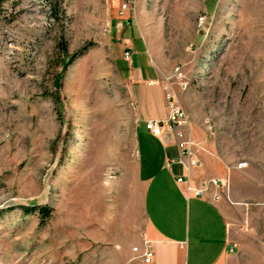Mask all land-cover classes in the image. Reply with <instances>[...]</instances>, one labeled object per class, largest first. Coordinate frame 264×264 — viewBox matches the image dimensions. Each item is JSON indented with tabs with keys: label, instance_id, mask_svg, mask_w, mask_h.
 <instances>
[{
	"label": "rangeland",
	"instance_id": "obj_1",
	"mask_svg": "<svg viewBox=\"0 0 264 264\" xmlns=\"http://www.w3.org/2000/svg\"><path fill=\"white\" fill-rule=\"evenodd\" d=\"M4 8L0 264H143L133 251L143 219L128 200L134 188L139 197L135 105L117 68L124 19L190 127L228 165L237 249L227 264H264V0H8Z\"/></svg>",
	"mask_w": 264,
	"mask_h": 264
},
{
	"label": "crops",
	"instance_id": "obj_2",
	"mask_svg": "<svg viewBox=\"0 0 264 264\" xmlns=\"http://www.w3.org/2000/svg\"><path fill=\"white\" fill-rule=\"evenodd\" d=\"M129 21L124 19L119 24L127 27L120 39L124 52L130 50L132 56L128 61L123 53L117 60L122 66L117 68L135 105V187L139 189V197L134 188L129 191L128 200L134 213L138 200L139 218L143 219V224L135 230V241L142 246L146 236L152 242L155 250L152 264H227L237 249L233 207L228 203V200L232 202L228 198L230 194L226 197L225 192L221 199L204 200L188 196L184 185L177 183L176 178L183 176L184 171L179 163L181 150L175 133L164 128L162 137L158 138L146 129L147 120L167 118L162 72L137 30L136 35H128L134 29L128 27ZM141 51L149 59L143 64L136 58L141 57L138 55ZM200 135L197 127L190 128L189 139L201 160V166L192 174V184L202 178L226 179L227 163ZM168 160L175 163L168 166Z\"/></svg>",
	"mask_w": 264,
	"mask_h": 264
},
{
	"label": "built area",
	"instance_id": "obj_3",
	"mask_svg": "<svg viewBox=\"0 0 264 264\" xmlns=\"http://www.w3.org/2000/svg\"><path fill=\"white\" fill-rule=\"evenodd\" d=\"M133 2L127 1L121 8V14L130 10ZM124 56L130 59L132 53L125 51ZM175 77L178 80L180 89L185 90L189 82L185 80L183 71L180 67L175 68ZM165 98L167 102V118L165 120H147L146 129L155 137H162L163 129L167 128L176 135L177 146L181 150V159L179 163L183 167L184 175L176 178L179 185H184L186 194L204 199H221L228 191V181L222 178H202L197 184H192L193 172L201 166V160L195 150L192 141L189 139L190 118L178 101L176 94L170 84L164 85ZM175 163V160H168L167 165ZM246 164H240V168L246 167ZM134 253H137L144 264H152L155 256V250L152 242L146 236H143L142 248L134 247Z\"/></svg>",
	"mask_w": 264,
	"mask_h": 264
},
{
	"label": "trees",
	"instance_id": "obj_4",
	"mask_svg": "<svg viewBox=\"0 0 264 264\" xmlns=\"http://www.w3.org/2000/svg\"><path fill=\"white\" fill-rule=\"evenodd\" d=\"M8 0H0V17H1V15H3L4 14V12H5V8H4V4L7 2ZM88 47L89 46H86L84 49H83V51H85L86 49H88ZM62 49H63V54H64V56L65 57H67L68 59H69V63H71V62H73L75 59H76V55H73V56H69L68 55V51H67V48H66V46H62ZM61 78H62V75L61 76H58V80H57V82L58 83H56L57 84V86L58 87H60V80H61ZM39 214H40V216L43 218V219H48L49 218V216H50V209L48 208V207H43V208H40L39 209ZM44 221V220H43Z\"/></svg>",
	"mask_w": 264,
	"mask_h": 264
}]
</instances>
